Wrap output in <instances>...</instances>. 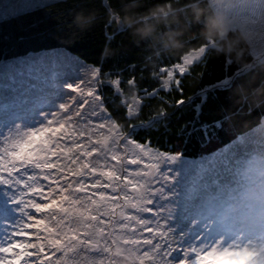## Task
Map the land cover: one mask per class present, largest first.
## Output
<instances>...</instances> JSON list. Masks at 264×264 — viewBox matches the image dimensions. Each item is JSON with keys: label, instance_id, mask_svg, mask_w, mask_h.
<instances>
[{"label": "snow or ice", "instance_id": "1", "mask_svg": "<svg viewBox=\"0 0 264 264\" xmlns=\"http://www.w3.org/2000/svg\"><path fill=\"white\" fill-rule=\"evenodd\" d=\"M206 52L201 45L179 57L182 62L157 67L154 78L160 86L135 92L134 78L118 73L102 81V75L112 74L93 66L85 79L66 85L78 95L68 96L71 105L67 101L59 105L62 112L45 115L38 127L0 138V189L8 196L7 203L0 204V219L8 224L7 217H19L0 233V264H105V258L108 264H264V171L224 198L209 200L192 216L175 204L171 173L161 167L179 154L159 152L121 132L102 94L106 83L114 89L113 97H125L117 110L123 107L125 119H135L160 93L182 94L190 66ZM227 63L226 75L201 87L198 101L193 102L195 112L205 104L227 107L217 94L229 92L244 74L240 65L233 68L230 59ZM158 102L163 104V97ZM173 102L181 107L186 103ZM253 114L254 110L243 119ZM167 115L159 111L150 119L159 123L157 118ZM73 117L78 129L69 130L66 124ZM226 119L213 118L194 130L205 139L218 138L219 132L231 130ZM94 121L101 122V128L107 124L114 133L115 151H103L95 144L89 150V141L80 142ZM131 156L135 158L128 163L136 169L130 172L124 160ZM145 157L156 163L142 172Z\"/></svg>", "mask_w": 264, "mask_h": 264}, {"label": "trees", "instance_id": "2", "mask_svg": "<svg viewBox=\"0 0 264 264\" xmlns=\"http://www.w3.org/2000/svg\"><path fill=\"white\" fill-rule=\"evenodd\" d=\"M153 0H148L145 7ZM120 9L119 0H49L7 16L0 17V61L8 60L29 53L61 48L69 51L84 63L99 67L102 73H111L114 78L121 74L125 79L134 78L137 86L132 92L140 88L159 87L154 78L157 67H169L172 63H180L178 59L186 52L203 45L197 36V26L192 29L185 48L174 54L155 58L154 62L147 59L149 49L144 45L133 42L130 34L124 30L119 22L111 14V10ZM92 12L95 22L88 28L81 30L73 23V17L77 12ZM109 47L113 54L107 58L101 53ZM229 58L217 56L208 51L200 60L194 61L189 73L183 79V92L177 91L165 96L160 93L157 99L147 102L143 110L135 119L126 120V109L117 110L116 105L125 97H113L114 89L106 83L102 88L106 106L112 113V118L120 124L124 132L140 142L166 152H177L186 157H198L202 153L216 150L256 128L262 121L261 111L264 104L254 105L244 102L234 105L230 95L236 85H242L245 93L251 94L252 89L264 80V56L260 59L252 57L249 49L242 60L234 61L244 69L242 77L231 86L229 92H221L220 103L227 105L221 109L217 105L205 104L203 110H193V102L198 101L201 87L212 82L215 78L226 75L229 72L227 61ZM162 61V63H161ZM103 81L107 76L102 75ZM179 79V77H177ZM126 87V85L124 86ZM132 93L127 94V99ZM163 97L164 103L158 102ZM191 97L192 101L188 98ZM228 98V99H226ZM184 99L186 103L181 107L173 101ZM254 114L248 119L251 111ZM159 111H166V117L157 118L159 123L151 120V116ZM226 116L225 123L231 130L221 131L218 138L205 139L198 131L203 122L213 118ZM141 121H147L140 125ZM138 124L135 128L126 125Z\"/></svg>", "mask_w": 264, "mask_h": 264}, {"label": "rangeland", "instance_id": "3", "mask_svg": "<svg viewBox=\"0 0 264 264\" xmlns=\"http://www.w3.org/2000/svg\"><path fill=\"white\" fill-rule=\"evenodd\" d=\"M47 1L49 0H0V17ZM26 4L29 6L26 7ZM249 51L252 57L260 59L264 54L254 55L253 53L254 51L264 53V44L254 43ZM92 67L61 48L1 60L0 138L7 137L10 133L15 134L25 129L38 127L45 122V115L54 111L62 112L63 110L58 109L59 105L65 101L71 105L72 101L68 99V96L78 95L66 85L74 84L75 86L76 83L86 78L85 74L90 72ZM107 79L111 77L107 76L105 80ZM101 80H104L102 76ZM127 100L131 102V98ZM68 115L73 116L72 113ZM49 118L52 119V117ZM74 121L75 117L66 124V128L78 129ZM100 123L94 121L91 126H88L85 137L81 138L80 142L89 141V150L91 145L95 144L103 151H115L116 148L111 145L114 133L109 131L107 124L101 128ZM53 126L56 125L53 124ZM120 130L124 132L121 128ZM143 144L159 152H166L148 143ZM93 156H96V153H93ZM131 158L135 157L131 156L124 160V165L130 172L136 169L135 165L128 163V159ZM89 159L92 158L89 157ZM109 162L111 163L110 160ZM100 163L103 164L104 161L101 160ZM149 163H156V161L145 157L144 165L141 166L142 172L148 170L146 165ZM245 166L249 171L248 178L264 171V117L256 128L216 150L212 149L198 157H186L179 154L174 160L161 165L165 172L171 173L172 180L169 187L175 193L173 197L175 204L187 208L192 216L198 215L199 210L209 200L222 199L227 196L229 190H237L239 185H245L248 178L241 183L236 176L237 169ZM155 186L160 187L159 184ZM7 200L8 196H5L4 190L0 189V204H6ZM9 207L14 210L13 205ZM18 218L16 216L7 217L8 224H5L4 219H0V233H4ZM95 259L98 260L99 257ZM105 264H108L107 258H105ZM122 264H128V262L122 261Z\"/></svg>", "mask_w": 264, "mask_h": 264}, {"label": "clouds", "instance_id": "4", "mask_svg": "<svg viewBox=\"0 0 264 264\" xmlns=\"http://www.w3.org/2000/svg\"><path fill=\"white\" fill-rule=\"evenodd\" d=\"M120 9L111 14L137 45L144 44L150 51L147 59L176 53L185 48L192 29L208 51L234 61L243 59L254 44H264V0H119ZM92 12H77L73 23L81 30L95 22ZM113 51L105 47L101 53L107 58ZM232 104L249 102L264 104V80L245 93L242 85L231 92ZM247 166L237 169V178L247 180Z\"/></svg>", "mask_w": 264, "mask_h": 264}]
</instances>
